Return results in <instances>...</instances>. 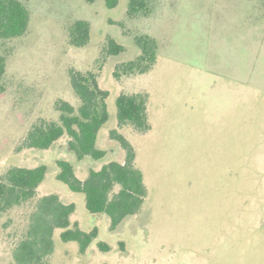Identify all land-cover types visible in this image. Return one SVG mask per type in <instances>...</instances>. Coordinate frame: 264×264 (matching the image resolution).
<instances>
[{
	"label": "rangeland",
	"instance_id": "obj_1",
	"mask_svg": "<svg viewBox=\"0 0 264 264\" xmlns=\"http://www.w3.org/2000/svg\"><path fill=\"white\" fill-rule=\"evenodd\" d=\"M21 1L31 12L27 33L0 40L7 54L0 175L12 166L48 169L33 200L0 214V264H16L13 249L36 201L51 193L75 203L70 228L97 226L98 237L82 253L55 229L50 264H264V0H150L152 12L137 17L127 13L130 0L112 8L106 0ZM76 19L91 24L84 47L68 42ZM139 35L157 40V61L146 73L116 77L117 65L139 55ZM109 37L125 51L106 54ZM71 68L97 72L110 91L101 159L79 160L67 134L48 149L23 145L39 119L59 120L58 100L79 106ZM139 92L149 97L147 133L118 125L117 97ZM113 129L134 145L148 189L141 210L116 229L57 178L58 159L69 160L82 180L124 161Z\"/></svg>",
	"mask_w": 264,
	"mask_h": 264
},
{
	"label": "trees",
	"instance_id": "obj_2",
	"mask_svg": "<svg viewBox=\"0 0 264 264\" xmlns=\"http://www.w3.org/2000/svg\"><path fill=\"white\" fill-rule=\"evenodd\" d=\"M94 2L96 0H86ZM108 7L117 6L118 0H106ZM152 12L150 0H130L127 13L130 17L148 16ZM31 19L28 6L21 0H0V40H8L27 33ZM91 40V24L76 19L68 27V42L73 47H84ZM140 53L137 57L120 63L115 76L143 74L150 71L158 57V43L154 37H136ZM105 52L119 55L125 46L113 37L108 38ZM7 54L0 53V93L5 90ZM73 90L80 100L78 107L65 100H58L59 120L39 119L29 129L23 145L28 148L48 149L58 139L68 135V145L79 160L90 156L101 159L106 150L98 146L99 131L109 120L108 89L102 88L98 73L93 70H69ZM149 97L144 93H121L116 100L119 127L131 126L139 133L151 129L148 116ZM125 151V160H113L100 169H91L88 177L80 179L74 165L67 159H58L57 178L72 191L83 192L86 207L91 213H105L110 217L111 228L116 229L128 216L137 214L146 199L148 189L144 174L136 166V150L131 141L118 129L110 132ZM47 165L35 167L12 166L0 175V214L33 200L44 181ZM75 203L64 202L57 193L41 196L29 216L27 227L17 240L13 257L16 264H50L54 251V231L59 228L63 241H77L82 253L98 237V227L90 231L78 225L70 228ZM1 232V222H0ZM105 243L100 242L103 247Z\"/></svg>",
	"mask_w": 264,
	"mask_h": 264
}]
</instances>
